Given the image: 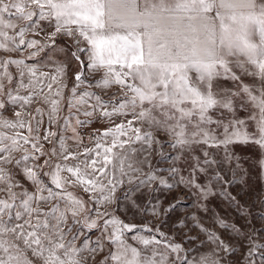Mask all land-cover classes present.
Segmentation results:
<instances>
[{
    "label": "snow or ice",
    "instance_id": "snow-or-ice-1",
    "mask_svg": "<svg viewBox=\"0 0 264 264\" xmlns=\"http://www.w3.org/2000/svg\"><path fill=\"white\" fill-rule=\"evenodd\" d=\"M0 52V264H264V0H0Z\"/></svg>",
    "mask_w": 264,
    "mask_h": 264
},
{
    "label": "rangeland",
    "instance_id": "rangeland-1",
    "mask_svg": "<svg viewBox=\"0 0 264 264\" xmlns=\"http://www.w3.org/2000/svg\"><path fill=\"white\" fill-rule=\"evenodd\" d=\"M47 31H51V29H47ZM58 44L61 46L70 45L71 41H68L66 38L61 37L58 39ZM14 55L19 56V53H14ZM70 69L75 70V65L71 64ZM69 83H71L70 80ZM225 84L226 86H230V82H225ZM7 115L11 116V113L9 112L7 113ZM81 118L83 119V117ZM116 122H119V118H117ZM107 126L108 125L105 122L98 121L94 123L91 127L102 129ZM82 131L85 133V144H87V133H89L91 129H83ZM69 145H70V150L72 151L79 150L76 147V145L73 144L71 141H69ZM44 146L46 149L50 147L48 144H45ZM88 146L90 147L91 145ZM236 151L243 155L245 160L244 167L249 171L250 175L245 177V180L247 181L246 184H241L238 186V188H233L232 191L233 194L235 195L236 191L240 190V195L238 197L240 203L244 205L247 209V212L250 213V215L248 216V221L251 223V225L259 229L262 225H264V183H262L259 179L258 168L251 166V161L254 158L253 150L251 148L245 149L243 146H241L238 147ZM172 196H175L177 199L182 198V194L178 192L173 193ZM172 196L168 197L166 203L172 200ZM188 203H190V201H188ZM185 207L186 205L184 204H180L177 206V208L169 218V224H171L179 216L184 215ZM210 207H212L215 211L219 212L221 216H223L225 219H228L229 221L236 219L238 216V213L234 206L228 207L227 204L222 202L221 200H216L212 205H210ZM202 222L205 224L206 227L212 228L213 230L216 231H220L219 229L215 228L210 217L205 218ZM164 230L168 231L169 229H164ZM193 234H195V232H193ZM203 238L204 237L201 236V239ZM99 258L100 257H97V259Z\"/></svg>",
    "mask_w": 264,
    "mask_h": 264
},
{
    "label": "crops",
    "instance_id": "crops-1",
    "mask_svg": "<svg viewBox=\"0 0 264 264\" xmlns=\"http://www.w3.org/2000/svg\"><path fill=\"white\" fill-rule=\"evenodd\" d=\"M0 55H13V56H15L14 53H2V52H0Z\"/></svg>",
    "mask_w": 264,
    "mask_h": 264
}]
</instances>
